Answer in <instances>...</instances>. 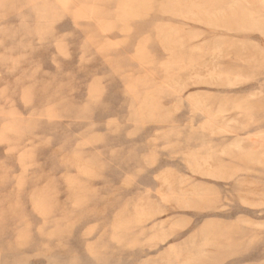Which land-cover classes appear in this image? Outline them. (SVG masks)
Masks as SVG:
<instances>
[{
    "label": "rangeland",
    "instance_id": "rangeland-1",
    "mask_svg": "<svg viewBox=\"0 0 264 264\" xmlns=\"http://www.w3.org/2000/svg\"><path fill=\"white\" fill-rule=\"evenodd\" d=\"M0 264H264V0H0Z\"/></svg>",
    "mask_w": 264,
    "mask_h": 264
}]
</instances>
